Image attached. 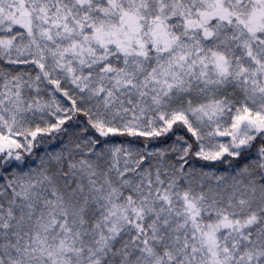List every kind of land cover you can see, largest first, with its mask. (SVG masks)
I'll use <instances>...</instances> for the list:
<instances>
[{"label":"snow or ice","instance_id":"6c2138e0","mask_svg":"<svg viewBox=\"0 0 264 264\" xmlns=\"http://www.w3.org/2000/svg\"><path fill=\"white\" fill-rule=\"evenodd\" d=\"M0 264H264V0H0Z\"/></svg>","mask_w":264,"mask_h":264}]
</instances>
